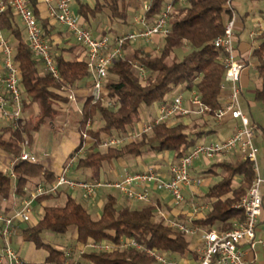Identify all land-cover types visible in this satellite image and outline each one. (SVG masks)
<instances>
[{
	"label": "trees",
	"instance_id": "1",
	"mask_svg": "<svg viewBox=\"0 0 264 264\" xmlns=\"http://www.w3.org/2000/svg\"><path fill=\"white\" fill-rule=\"evenodd\" d=\"M94 1L93 8L88 4L78 3V13L85 20L106 8L111 20L126 22L129 8L127 0ZM168 1L147 0L148 9L143 15L148 23L159 15ZM246 1L257 3L263 0ZM226 2L227 0H184L183 4L174 3L169 18V33L162 38L158 52L139 49L133 51L132 57L125 56L112 63L104 83L106 102L93 103L88 97L82 104V117L77 125L80 143L76 150L85 143L82 134L87 135L89 146L85 155L76 161V170H100L106 163L142 157L151 152L169 153L174 162L196 145L204 134L200 128L205 124L204 118L197 116L190 118L191 124H185L182 120L173 125L159 124L139 140L119 147H101L106 137L123 135L140 120L141 106L157 105L175 90H195L202 103L212 110L221 106L220 85L225 73L221 61L224 55L213 47L212 42L223 34L230 19ZM28 3L38 20L34 8L36 0H28ZM15 17L7 7L0 17V30L10 32L15 41L12 61L20 75L22 109L25 105H36L40 110L37 119L25 121L21 114L17 128L8 125L0 129V150L18 158L22 143L30 132L38 130L51 120L54 114L53 104L68 99L58 93L71 91L78 82L89 78V72L84 60L65 55L72 48L53 46L49 39L53 29L47 22H42L43 36L50 46L58 71V77L54 78L34 58L27 42L23 41L21 31L16 27ZM253 40L258 43L257 48L252 51V58L257 62L256 78L259 82V87L254 91V100L264 108V31ZM127 46L128 44L124 49ZM181 46H184L185 52L178 59L174 51ZM134 62L144 70V78L133 67ZM88 122L91 123L90 129H86ZM5 133L8 138H5ZM211 172L216 173L220 180L204 193L203 198L209 209L205 216L193 221V224L208 231H228L234 228L235 223L244 219L243 211L234 209L233 206L247 194L251 186L252 164L238 156H232L213 165ZM42 173L46 183L55 180V176L46 172L40 164L17 161L13 168L14 178L0 172V200L8 199L13 188L18 196H24V188H27L29 181ZM61 193L43 196L37 202L49 200ZM116 203V197L108 194L100 216L92 219L82 202L65 194L63 205L45 206L41 219L34 226L28 227L25 234L36 249L48 253L47 261L53 264H66L65 258L60 250L44 239L45 235L67 236L72 231L76 234L74 243L81 247L89 241L118 244L123 238H133L144 248L165 253L178 262L187 255L194 257L195 254L190 249V238L169 227L157 215L156 206L132 209L128 206L119 208ZM80 257L81 262L76 264H155L145 252L133 249H114L105 253L84 251L80 253Z\"/></svg>",
	"mask_w": 264,
	"mask_h": 264
},
{
	"label": "built area",
	"instance_id": "2",
	"mask_svg": "<svg viewBox=\"0 0 264 264\" xmlns=\"http://www.w3.org/2000/svg\"><path fill=\"white\" fill-rule=\"evenodd\" d=\"M45 4L53 3L49 8V16L58 25L64 27L75 41L84 48V62L91 79L90 98L92 102H106L104 98V83L109 67L116 60L124 58V46L130 43L150 41L152 36L164 38L169 33V18L173 10L174 3H184V0H169L163 6L159 15L148 23L142 15L137 23L141 29L117 36L114 38L113 47L110 46V38L101 36L94 38L91 33L82 27L80 20L69 9L72 0H41ZM236 0H227L226 8L230 12L224 32L217 37L212 45L215 49L223 53L221 61L225 73L220 89L225 90L228 87V95L225 103L219 108L212 110L202 103L198 93L195 90L189 91L185 97L186 90L177 91L172 97H166L157 104L156 112L148 121H137L123 135H112L106 137L103 142V148L119 147L132 141L139 140L147 135L159 124L173 125L180 118L189 116L208 118L220 123L225 119L238 121L239 126L234 127L233 132L223 140L212 141L209 143H199L189 149L185 155L171 162L167 166L168 177H162L155 168L148 167L143 172L126 174L123 179L114 182L102 184L95 179L76 180L67 176L73 165L79 157L83 156L86 148L89 146L87 135L82 134L85 143L78 150H75L62 171L55 177L52 183H38L32 189L24 188V196L21 198L18 208L11 215L0 212V264H24L19 255L11 247V239L16 234V222L28 223L32 213V204L37 199L55 195L62 191H79L83 198L90 199L96 195L100 187H112L116 189L126 199L131 201L147 203L149 195L147 191L138 192L135 185L146 187L153 186L156 190L167 193L174 205L185 202L184 192L192 187H199L201 179L193 177L190 173L191 166L198 158L204 160H213L223 156H238L246 162L252 164L253 179L247 194L235 204L234 209L243 211L244 219L240 223H235L233 229L220 231L219 229L205 230L200 226L193 224V218L202 215L208 210L209 205L206 202L196 201L190 204V223L181 220H168L161 212L158 216L162 217L168 226L183 232L188 237H197V246L192 251L193 256H186L180 260L169 258L167 254L154 249L144 248L133 238H123L118 244L110 242L96 243L89 241L81 252L88 250L91 253H105L114 249L127 250L133 249L138 252H145L155 264H248V254L255 252L257 246L264 248V236H259L258 223L261 216L264 201V165H258L257 157L260 153L254 144L257 128L252 126L241 109V86L240 75L245 68L244 62L237 59L235 28L237 12L235 8ZM144 6V12L148 9ZM9 7L14 15L19 19L26 34V41L30 47L34 58L39 61L45 70L54 78L58 77L53 54L47 40L43 36L42 29L30 8L28 0H0V17ZM264 31V13L256 23V28L250 33L249 37L254 39ZM0 50L4 55V75L0 76V85L4 90V95L0 96V110L2 117L9 122L13 128H17L22 114V94L19 87L20 75L12 61L11 48L0 32ZM133 67L139 71V75L144 78V70L137 64ZM68 98L73 99L72 95ZM9 104V105H8ZM8 105L9 109L5 106ZM109 105V104H108ZM91 128L88 122L86 129ZM27 145L24 140L22 147ZM15 161L37 163V158L30 155L23 149ZM15 197V196H14ZM70 255V249L62 250V256L67 259Z\"/></svg>",
	"mask_w": 264,
	"mask_h": 264
},
{
	"label": "crops",
	"instance_id": "3",
	"mask_svg": "<svg viewBox=\"0 0 264 264\" xmlns=\"http://www.w3.org/2000/svg\"><path fill=\"white\" fill-rule=\"evenodd\" d=\"M129 2V8H127V13L134 11L138 2L135 0H127ZM78 3H83L78 0ZM135 3V4H134ZM235 8L237 12V20H236V28H235V39H236V52L235 55L237 59L241 60L245 64V68L240 75V86L242 90L241 98L243 99V92H251L254 98V91L259 87V82L256 78V66L257 62L254 58H252V51L255 49V41L249 37L250 33L253 32L256 28V23L260 20L262 10L259 7H249L245 13L238 12L237 9L241 6L240 3L235 2ZM85 4H88L90 8H93L95 5L94 0H87ZM134 4V5H133ZM54 4H45L41 0H36L34 5L35 10L37 11L38 16V24L42 29V22H47L50 27H52L53 31L50 34V41L52 42L54 47L59 48H72L71 51L65 53L68 58L77 57L78 60H84V48L80 46L75 39L67 32V30L55 23L52 17L49 16V8L53 7ZM79 5L77 6L76 11L73 13L77 16L80 20L82 27L86 28L94 38H99L101 36H106L111 32L113 22H119L122 24L127 23L122 22L120 20H111L109 17V13L106 8L97 13L94 16H89L87 20H85L79 13H78ZM255 11V13H254ZM141 16L134 18L132 22H130L131 28L135 31L141 29V25L137 23V20ZM16 27H18L21 31V36L24 42L26 41V34L22 24L17 17H15ZM250 23V29H247L246 25ZM137 26V27H136ZM110 30V31H109ZM133 30L131 32H133ZM2 36L7 41L9 47L11 48V55L13 57L14 53V38L10 32H3L1 31ZM127 33L123 31L119 33L113 32V37L110 38V46L113 47L114 38L117 36H121ZM162 38L158 36H152L150 41L147 43L144 42H137V43H130L124 49V57H132L133 51L135 50H143V51H155L158 52L156 47L161 45ZM136 44H138L136 46ZM153 46V49L151 48ZM155 47V48H154ZM183 51H185L184 46L180 47ZM4 55L0 50V76L4 75ZM251 66V74H252V81L250 82V76L246 71L247 66ZM250 82V83H249ZM251 86H249V84ZM91 79L86 78L78 82L71 91L69 92H60L63 97H68L69 95L73 96V99H67L65 102H57L53 104L54 114L51 117V120H48L44 125H42L38 130L31 131L29 137L25 138L27 145L22 147V149L29 153L30 155H34L37 158V163L40 164L46 172L52 173L55 177L61 173L64 164L70 158L72 153L76 150L80 143V135L77 130V125L81 120L82 113V104L83 102L90 97L91 92ZM251 88V90H249ZM254 89V90H253ZM180 90H184L181 88ZM179 90V91H180ZM4 95V90L0 85V96ZM228 95V87L225 90H222L220 93V101L221 105L225 103L226 97ZM167 97H170L169 95ZM172 97V96H171ZM241 99V103L243 104V100ZM248 104V103H247ZM9 105V104H8ZM6 105L5 108L9 109V106ZM157 107V105H156ZM156 108L154 110L153 116L155 115ZM40 110L39 107L36 105H25L22 109V118L25 121L37 119ZM151 116V117H153ZM189 118V117H186ZM184 120L185 124H191L190 120ZM9 125V122L2 117V111L0 110V129L6 128ZM239 126L238 121H231L230 119H225L223 122L217 123L212 119L205 120V124L200 128L201 131L204 133L202 138L205 136L212 134L216 137L217 140H223L224 138L228 137L232 134L234 127ZM5 138H8V135L4 134ZM200 139V140H201ZM199 141V140H198ZM197 141L196 144H199ZM212 142V141H210ZM89 145V142H88ZM85 155V154H84ZM146 154L142 157L137 158H127V159H119L113 162H110L107 167H102L100 170H76L75 164L73 165L72 169L68 172L67 176L70 177L71 171L74 173H78L81 175V179L76 180H90L95 179L96 181L106 184V183H114L124 178L126 174H134L139 172H143L148 167H153L156 171L162 176L167 178V166L169 163L173 162V158L169 153H154L150 156H155L157 162L151 164L143 163V158H147ZM232 156H223L224 160L230 159ZM221 158V159H222ZM16 158L12 157L8 153L0 150V172L8 175L11 178L13 176V168L17 161ZM222 160V161H224ZM194 162H199L197 166H194ZM191 166L190 173L193 177H198L201 179V185L199 187H192L189 190H185L184 198L185 202L183 204L174 205L172 203L171 197L161 191L156 190L153 186L148 185L146 187L135 185V189L138 192L147 191L149 195V201L144 203L145 206H156L157 212H161L165 218L168 220H181L185 223H190L192 219L190 218V204L196 201L205 202L203 196L207 189L216 184L220 177L216 174L211 172V168L216 163L221 162L220 160L215 161L213 160H204L198 158L195 160ZM258 165L263 167L264 165V154H259L257 157ZM129 165L133 167H138L135 170H129ZM74 179V178H72ZM46 182V179L42 174L38 177L33 178L29 181L27 188L32 189L36 184ZM235 186V185H234ZM112 189V187H100L96 195L93 198L85 199L82 197L79 191H62L57 197H53L49 200L35 201L32 204V213L30 216V221L28 223H21L16 222V234L11 239V247L12 249L19 255L20 259L24 264H53L47 261L48 253L42 249H36L35 246L28 241V237L25 234V230L28 227L34 226L37 222L41 219L43 208L45 206H52L56 204L57 201H60L61 196H65V194H70L73 198L80 201L84 204H88L89 208L95 210L100 208L102 204V198H106L108 193L105 191ZM114 189V188H113ZM120 194V193H119ZM121 195V194H120ZM15 196V197H14ZM124 203L123 206H128L132 209H136L132 207L133 203H143L137 201H130L126 199L123 195ZM23 196H18L14 188L9 195L8 199L0 200V212L11 215L13 211L18 208L20 200ZM105 201V200H104ZM143 206V207H145ZM85 207V206H84ZM86 208V207H85ZM142 208V207H140ZM139 209V208H137ZM209 209V208H208ZM87 210V209H86ZM88 211V210H87ZM206 210L202 215H198L197 217L193 218V221L202 218L205 216ZM89 213V212H88ZM90 214V213H89ZM101 214V213H100ZM100 214L97 216L99 217ZM97 217V218H98ZM259 236H264V201L261 216L259 218L258 223V232ZM76 238V234L72 231L66 238H53L49 235H45V240L49 242L52 246L56 249L62 250L69 248L70 255L67 259H65L66 264H76V262H81L80 253L82 247L79 244H75L74 240ZM195 239V241H193ZM197 237L190 238V249L193 250L197 246ZM1 248V242H0ZM86 251V250H85ZM248 264H264V248L261 246H257L255 248V252L248 254ZM68 262V263H67Z\"/></svg>",
	"mask_w": 264,
	"mask_h": 264
},
{
	"label": "rangeland",
	"instance_id": "4",
	"mask_svg": "<svg viewBox=\"0 0 264 264\" xmlns=\"http://www.w3.org/2000/svg\"><path fill=\"white\" fill-rule=\"evenodd\" d=\"M79 1L83 2V3L87 2V0H79ZM235 2H238L241 5L239 7V9H237L238 12H240V13H245L247 11V9L249 7H251V6L253 7V9L255 7H259L261 10H264V0L261 1V2H257V3L256 2L255 3L247 2L246 0H236ZM146 5H147V0H140L137 3L136 8L134 9V11L127 13V18H126L127 19V23L122 24V23H119V22H113L112 28H111V32H108L109 34H107V35H109V37H113V32H116V33L120 34V32H122V31L124 33H130L133 30L131 28V26H130V22H132L134 18H137V17L142 16L144 14V6H146ZM77 6H78V0H72L71 3L69 4L70 11L72 13H74L76 11V9H77ZM254 13H255V11H254ZM20 24H21V22H20ZM246 27H247V29H250V27H251L250 23H248L246 25ZM255 43L256 44H255L254 47L257 48L258 43L257 42H255ZM137 45L138 44H136V46ZM151 48L153 49V46H151ZM156 48H157V50H159L161 48V46L159 45ZM174 52L178 56V59H181L183 57L185 51H183L181 48H177ZM250 69H251V66L250 65L247 66L246 71L248 73V76L251 75L250 76V82H251L252 81L251 80L252 79V74L250 72L251 71ZM249 86H251V85L249 84ZM249 90H251V88ZM177 91H179V90H175L169 96L170 97L173 96L174 94L177 93ZM188 94H189V91H185L184 92L185 97ZM251 94H252L251 92H246V91L243 92V96H242L243 97V99H242L243 100V104L241 103V109L244 112V114L247 116L250 124L257 128L256 137L254 139V144H255V146L258 148V150L260 152L259 153V158H260V155L264 154V108L262 107V105L260 103H258V102H256L254 100V98H253V96ZM155 108H156V104H154L152 106L149 105V107L141 106L140 109H139L140 120L141 121H148L151 118V116H153ZM190 118L192 119V118H196V117L195 116H190L189 118H184V119H186V120L189 119L190 120ZM178 121H181V119H179ZM182 121H184V120H182ZM210 141H218V140L216 139L215 136L210 134V135L205 136L203 139L199 140L198 143H209ZM154 153H156V152H151V153H149V155L146 156L147 158H143V163L151 164V165L153 163H156L157 162L156 157L155 156H153V157L150 156V155H153ZM221 158L222 157L219 156V157L215 158V161L224 160L223 158L222 159ZM198 163L199 162H194V166H197ZM108 164L109 163L104 164L103 167H107ZM128 168L131 171L135 170V169H138V167H133L131 165H129ZM70 177H72L74 179H81L80 178L81 175H79L78 173L76 174L73 171H71ZM105 192L108 193V194H112L113 196L116 197V200H117L116 205H117V207L120 208V207L123 206V203H124L123 197L119 194V192L116 189L112 188V189L107 190ZM101 198H102V204H103V202H104V200L106 198H104V197H101ZM64 201H65V196H61L60 201H57L56 205H63ZM77 201L81 202L79 198H77ZM84 206L86 207V209L90 213L92 219H96L98 217L97 215L101 213L103 205L100 208H97L95 210L90 209L88 204H84ZM143 206H145L144 203H133L132 204L133 208H139L140 209V207H143ZM156 212H157V210H156ZM47 235H49V236H51L53 238H63V239L66 238V236H55L53 234H47ZM188 238H191V237H188ZM193 241H195V239ZM86 251H88V250H86Z\"/></svg>",
	"mask_w": 264,
	"mask_h": 264
}]
</instances>
